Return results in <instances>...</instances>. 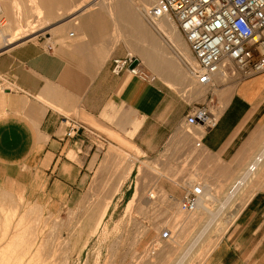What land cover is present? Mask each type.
Returning a JSON list of instances; mask_svg holds the SVG:
<instances>
[{
    "label": "crops",
    "instance_id": "obj_1",
    "mask_svg": "<svg viewBox=\"0 0 264 264\" xmlns=\"http://www.w3.org/2000/svg\"><path fill=\"white\" fill-rule=\"evenodd\" d=\"M157 1L104 2L99 9L125 21L121 35L102 11L86 13L92 4L61 28L70 26L74 37L51 48L29 40L0 53V170L24 182L36 204L134 196L142 162L192 139L183 131L186 116L206 90L183 65L179 54L189 60L190 49L175 25L160 24L167 40L144 18ZM128 55L144 75L113 72L114 60ZM221 96L220 119L201 148L230 165L262 161L264 73ZM66 118L86 130L67 138ZM203 264H264V192L246 201Z\"/></svg>",
    "mask_w": 264,
    "mask_h": 264
},
{
    "label": "rangeland",
    "instance_id": "obj_2",
    "mask_svg": "<svg viewBox=\"0 0 264 264\" xmlns=\"http://www.w3.org/2000/svg\"><path fill=\"white\" fill-rule=\"evenodd\" d=\"M101 2L80 0L67 12L60 10L58 13L54 8L51 19H47L42 12L37 22L20 29V25L27 21L26 17L33 15L31 2L13 0L14 15L8 16L0 0L4 17L0 28L3 29L0 53L13 47L8 41L26 35L27 30L34 32L17 44L31 40L51 48L64 42L74 30L69 26L64 32L61 28L70 17L92 4L93 10L86 13L102 11L103 18H109V23L115 25L116 33L121 35L125 21L108 16L106 9H99L103 6ZM32 18L29 17V21ZM51 29L54 31L52 34L41 35L44 30ZM171 55H174L173 52ZM238 83L233 78L225 80L218 77L219 111L222 110L221 91L232 84L236 87ZM184 130L191 140L176 146L172 144L158 158L139 165L134 196H92L81 200L75 207H44L28 198L24 182L0 170V264H203L250 198V192L245 191L228 200L231 194L228 192L229 183L236 181L247 164L230 165L227 161L215 160L214 154L196 147L194 136L197 129L192 133L187 127ZM148 166L151 173L147 170ZM245 172L242 178L248 177L250 171ZM233 173V180L227 181L226 177ZM262 176L264 178V170ZM196 183H202L205 194H208L195 214L191 215L182 211L179 203L185 187ZM262 183L256 194L264 192V179ZM150 194H154L155 198ZM108 202V210L103 213ZM202 204L212 210L206 212L201 208ZM166 229L171 231V238L163 241L161 233ZM18 234L22 235L29 248L26 253L19 245L16 250L10 248Z\"/></svg>",
    "mask_w": 264,
    "mask_h": 264
},
{
    "label": "built area",
    "instance_id": "obj_3",
    "mask_svg": "<svg viewBox=\"0 0 264 264\" xmlns=\"http://www.w3.org/2000/svg\"><path fill=\"white\" fill-rule=\"evenodd\" d=\"M146 21L159 33L160 24L172 22L191 51L190 59L181 56L190 77L206 90L205 100L193 106L186 116V127L198 131L197 147L220 119L217 79L233 78L239 81L264 73V0H158L144 13ZM4 23L0 4V28ZM70 32V38L75 36ZM133 55L116 58L113 72L117 75L128 70L134 75H144ZM67 138H75L86 130L79 121L66 118ZM102 143L106 140L100 138ZM204 195L201 183L185 187L180 209L195 212ZM155 198L154 194H150ZM171 231L161 233V240H169Z\"/></svg>",
    "mask_w": 264,
    "mask_h": 264
},
{
    "label": "bare ground",
    "instance_id": "obj_4",
    "mask_svg": "<svg viewBox=\"0 0 264 264\" xmlns=\"http://www.w3.org/2000/svg\"><path fill=\"white\" fill-rule=\"evenodd\" d=\"M29 1L31 2V4L33 6V8H32V11H33L32 14L33 15H31L29 17H33V18H32V20L29 21V17L28 18L26 17L27 21H24V23H22L20 25V27H19L20 29H23L25 27H30V25H33L35 22H37L38 21V17H40V14L42 12L45 13V16H46L47 19H51L52 18V12H54V8L56 10H58V13H59L60 10H65V12H67L66 11L67 9H69L70 7H73V6L77 5L80 2V0H29ZM106 1L107 0H102L101 3L103 4ZM132 1H136V0H132ZM2 3L5 6V11L8 14V16H10V14L11 15L12 14L14 15V12H13L14 11L13 10V0H2ZM9 26L7 28H9ZM52 29L51 30H48V31L44 30L43 33H41V35L42 34H46V33L52 34L54 32ZM2 30L0 29V37L2 36V32H3ZM27 31L28 32L26 33V35H23L22 37L21 36H18L19 35V33H18V35H17L18 37H16V39H14L12 41H8L9 42V45L12 44L13 46H15L17 44V42H19L22 38H24V37L26 38L28 36H31V33L34 32V30L33 31L32 30H27ZM12 45H10V46H12ZM219 76L222 77V78H224L221 75H219ZM189 132H190V130H189ZM190 133H192V130H191ZM197 138H199V137H196L195 139H197ZM196 147H197V145H196ZM198 148H201V147H198ZM256 160H260V157L258 156ZM263 170H264V160L259 161V162L254 163V164L247 165L246 168L241 172V174L236 178V181L229 183L230 188L228 187L229 188L228 189V192H231V194H230L228 200L230 201L232 198H236L239 194H242L245 191L250 192V197L253 196L254 193H255V191H257V189H260L261 186L263 185V183H262L263 182V179H264L263 176H262ZM245 171L246 172L250 171L249 174L247 175L248 177H243L242 178L243 173ZM246 172H245V174H246ZM191 185H193V184H191ZM222 187L224 188V185ZM207 194L208 193L205 194V189H204V195L202 196V199L200 200L199 206H200L201 203L204 202V199L207 196ZM209 198H211L210 195H209ZM222 202L223 201H221V203ZM199 206H198V208H199ZM222 206L223 205H221V207ZM201 208H203L205 211L206 210L207 211L208 210H212V209L209 208L208 205H205V204H202ZM223 209H224V207H223ZM213 210H215V209H213ZM213 212L215 213V211H213ZM190 213H192L191 215L195 214L194 212H190ZM194 219H193L194 221L197 220V218H195V216H194ZM184 234H185V232H184ZM15 237H16V240L12 242V246H10V248L12 247V250H16L17 248L15 249V247H17L19 245V248H21L24 251V253H26L27 251H29V248L26 245V241H24V238L22 237V235L18 234ZM175 262H176V260H175Z\"/></svg>",
    "mask_w": 264,
    "mask_h": 264
},
{
    "label": "water",
    "instance_id": "obj_5",
    "mask_svg": "<svg viewBox=\"0 0 264 264\" xmlns=\"http://www.w3.org/2000/svg\"><path fill=\"white\" fill-rule=\"evenodd\" d=\"M136 65H138V60H136V61L134 62V64L131 66V68L135 67Z\"/></svg>",
    "mask_w": 264,
    "mask_h": 264
}]
</instances>
